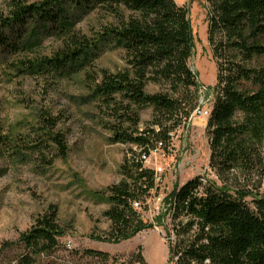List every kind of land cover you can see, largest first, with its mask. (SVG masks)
<instances>
[{"label": "trees", "instance_id": "16d2710c", "mask_svg": "<svg viewBox=\"0 0 264 264\" xmlns=\"http://www.w3.org/2000/svg\"><path fill=\"white\" fill-rule=\"evenodd\" d=\"M205 1L207 35L217 67L207 117L209 166L223 182L203 181L201 175L187 180L163 198L168 207L155 217L157 224L145 222L132 202L155 187V172L139 155L168 143L183 118L201 107V86L189 65L193 36L188 7L175 0H12L8 14H0V49L14 58L8 69L17 76L85 75L90 81L84 83L86 98L101 113L100 125L109 142L131 150L120 164L121 179L106 188L103 216L110 222V240H126L162 225L166 210L172 209L185 214L186 221L173 225L168 262L264 264V195H251L249 201V191L231 189L224 177L238 166L249 167L255 156L260 158L254 148L264 138V65L255 62L264 56V0ZM76 12L95 15L93 35L76 27ZM46 35L57 43L50 55L39 52ZM106 52H114L122 67L89 74L86 67ZM246 83L254 88L247 89ZM146 111L150 117L143 120ZM43 121V134L57 157L65 159L63 133L53 131L54 118ZM16 133L13 129V139ZM11 137L6 139L12 143L8 155L24 158ZM62 234L57 211L50 206L20 234L26 252L17 264H33L32 255L51 251ZM6 245L0 246V254ZM86 253L108 257L95 249ZM137 260L145 263L139 251Z\"/></svg>", "mask_w": 264, "mask_h": 264}, {"label": "rangeland", "instance_id": "374dc122", "mask_svg": "<svg viewBox=\"0 0 264 264\" xmlns=\"http://www.w3.org/2000/svg\"><path fill=\"white\" fill-rule=\"evenodd\" d=\"M11 1L0 0L1 15L8 14ZM175 1L189 10L193 36L189 65L201 86L198 102H202L200 106H211L217 67L207 35L206 1ZM76 19L81 32L93 35L95 15L76 12ZM39 46L42 55H50L57 43L46 35ZM13 59L0 49V246L7 243L0 254V264H17L26 252L20 234L50 206L57 211L63 234L51 251L32 255L33 264H174L168 262V244L175 239L173 225L186 221L182 212L174 214L172 209L166 210L162 225H154L126 240L116 242L107 236L110 222L103 216L108 207L106 188L121 179L120 164L131 150L109 142L108 132L100 125L101 113L86 98L84 83L90 81L82 74L17 76L8 69ZM255 64L264 65V56ZM119 67H122L119 57L106 52L86 70L95 76L99 70ZM245 86L249 90L254 88L251 83ZM48 117L54 118L53 131L64 135L68 146L65 159L57 157L56 149L42 132L41 127L47 129L43 119ZM149 117V111L142 114L143 120ZM13 129L17 130L15 139L11 137ZM170 135V141L157 145L158 151L144 162L145 167L157 172L155 187L141 198L137 210L148 223H153L162 207H168L162 199L169 198L187 180L201 173L218 185L223 182L209 166L207 117L193 112ZM9 137L19 144L24 158L8 155V145L12 146L6 141ZM133 151L137 153L139 149L134 146ZM254 151L260 155L255 156L254 163L249 167L238 166L224 175L231 189L244 188L251 193L249 201L251 195H264V138ZM87 249L103 251L108 257L89 255ZM138 251L145 263L137 260Z\"/></svg>", "mask_w": 264, "mask_h": 264}, {"label": "built area", "instance_id": "2783aa9c", "mask_svg": "<svg viewBox=\"0 0 264 264\" xmlns=\"http://www.w3.org/2000/svg\"><path fill=\"white\" fill-rule=\"evenodd\" d=\"M199 104H202V102L200 101ZM210 108L211 106H201L199 107L196 111H195V114L197 115H200V116H204V117H208L209 114H210ZM158 151V147H154V148H151L149 150V152L146 154V153H141L139 156H140V160L141 162L144 164L145 161H147L150 157V155L152 153H156ZM155 172V171H154ZM157 173V172H156ZM156 173H155V181H156ZM201 175L202 177V180L205 181L206 178H209L208 176H204L203 174H199ZM163 200V199H162ZM141 203L140 201H133L132 202V207L135 209V210H138V208L140 207ZM164 205V204H163ZM159 209V207L157 206V210ZM164 210L163 207L160 209V211L157 213V215L162 211ZM156 215V216H157ZM154 223V221H153Z\"/></svg>", "mask_w": 264, "mask_h": 264}]
</instances>
